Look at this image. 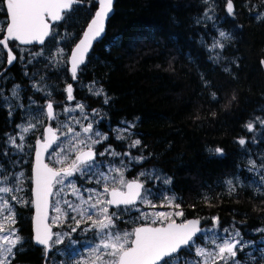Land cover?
<instances>
[{
  "label": "trees",
  "instance_id": "trees-1",
  "mask_svg": "<svg viewBox=\"0 0 264 264\" xmlns=\"http://www.w3.org/2000/svg\"><path fill=\"white\" fill-rule=\"evenodd\" d=\"M79 1L63 13L55 25L59 30L54 26L48 42L57 32H70L67 48L77 43L98 8L97 0ZM232 3L230 14L227 0H116L106 34L93 45L77 81H72L68 69L64 76L62 70L59 74L65 80L59 75L52 78L56 88L47 99L64 101L66 88L73 83L87 108L103 113L101 128L110 133L128 124L127 131H114L105 141L117 152L144 157L131 163L145 172L153 204L175 197L173 206L179 204L184 212L177 220L196 216L209 225L217 216L247 234L264 228V183L257 181L249 163L252 158L264 162V129L256 137L257 128L246 127L264 113V0ZM0 6L4 9L3 0ZM206 10L212 11L209 17ZM0 16L6 18L5 11L0 9ZM220 30L226 36L214 47ZM3 35L0 28V38ZM9 44L21 61L10 69L8 84L26 87L33 82L27 52L39 45ZM5 59L7 55L0 54V71L6 67ZM90 83L100 85L104 94L92 95L84 87ZM30 88L33 99L43 103V90ZM21 119L18 113L9 118L0 93V166L7 170L11 153L7 135ZM120 135L124 139H117ZM241 138L244 145L239 144ZM137 139L141 143L130 147ZM216 148L223 149L222 154ZM32 153L26 199L15 210L21 240L12 264H44V251L32 240ZM238 256L242 264H264L260 248L239 250Z\"/></svg>",
  "mask_w": 264,
  "mask_h": 264
},
{
  "label": "snow or ice",
  "instance_id": "snow-or-ice-1",
  "mask_svg": "<svg viewBox=\"0 0 264 264\" xmlns=\"http://www.w3.org/2000/svg\"><path fill=\"white\" fill-rule=\"evenodd\" d=\"M6 6V29L3 38H0V45L7 50V63L12 64L16 59L15 54L9 47L10 41H19L21 44H30L33 42L43 43L45 38L51 34V21L61 20L62 14L71 9L72 5L77 0H3ZM113 0H99V9L88 25L83 38L76 45L75 49L69 58L71 64V75L73 79L77 77V71L80 65L85 62V55L91 47L92 41L99 37L104 32L105 20L112 12ZM228 13L233 12L232 0H227ZM221 37H225L226 33L220 32ZM223 47L222 44L218 45ZM67 99L73 100V88L69 84L66 88ZM97 95L100 93L97 92ZM15 95V93H14ZM107 103V100H105ZM46 115L49 119H55L53 103L47 104ZM77 108L83 111L84 106L77 104ZM66 112L71 111L65 109ZM95 111V110H93ZM261 124L264 120L259 117L256 118ZM77 124L80 122L77 120ZM36 125L29 124L22 129L23 133L29 132L35 128ZM249 131L253 130L254 124L252 122L246 125ZM81 131L84 134L93 133V124L88 123L87 126H81ZM124 131H127L125 129ZM71 134V139L68 143V150L75 154V158L71 163L59 169L49 167L44 163L42 154L47 152L49 148L57 144L59 136L57 129L50 125L44 130L43 141L37 142L36 150V166L34 169L35 199L31 203L35 206V241L43 245L45 249H50L53 245L61 244L65 238H69V244L75 243L71 240V234L81 229V225L86 227L82 231H94L99 237V242L87 249V254L82 255L76 264H172L173 257L185 247L191 248L195 239L202 230L199 227L200 221L198 219L183 220L180 223L176 222L175 217H183V210L179 209L180 205L173 204L175 197H164L166 204L160 207H168L169 211H153L151 213L140 211L136 208L137 202L142 205H147L152 208L158 207L153 204L152 200L148 198L151 194L145 189L144 183L140 177L145 174L142 172L139 176L132 180H127L124 175V168L113 167L110 172H115L117 175L110 176L106 173H97V184L103 183V191L98 192L95 188L84 189L82 192L74 182L69 178L79 174L81 176L93 172L95 168L99 167L96 161L97 153L94 150V145L101 143L107 139L106 135L94 133L97 139L92 136H87L86 139H80V132L68 126L66 133L61 135L68 136ZM10 143L17 148L23 145L16 144V137H10ZM23 140L24 136L20 135ZM117 139H124L123 135L117 136ZM140 140L132 142L130 147H136L140 144ZM246 143L245 139L239 140L240 145ZM59 146V145H57ZM87 148V150H84ZM217 154H222L223 149L216 148L214 150ZM65 148H61V153L57 154L56 163L65 164L68 160V155H63ZM105 153L116 156L121 155L105 149L104 152L99 153L104 156ZM123 155H130L124 153ZM135 160L142 161L144 157H135ZM253 168L256 167L255 161L249 162ZM264 168V164L260 165ZM6 180L7 177H4ZM68 180V183H65ZM111 180L113 187H109L107 181ZM164 183H170L165 180ZM261 183H264V177H261ZM60 185L61 187L57 188ZM231 185V181H229ZM70 190V194L79 201L75 203L66 198L60 197L66 195L64 188ZM55 189V190H54ZM18 190V189H17ZM234 190V189H233ZM12 188L0 187V192L11 193ZM84 192L90 193L86 198ZM50 197H56L50 200ZM11 200H17L16 196H11ZM110 206L117 209L123 208L124 211L135 209L140 212L138 219L148 221L151 223H141L139 226L133 228L130 232H120L116 230V221L121 219L116 212L110 211ZM57 214L51 217L52 223H48L50 217L48 209ZM7 212L9 215L5 216ZM75 213L76 215H69ZM77 216L79 218H77ZM0 264H10L9 257L13 255L14 247L20 242L21 238L16 234V230L12 227L15 224V214L8 200L0 197ZM61 217L66 222L69 218L74 222L69 225L67 233L53 232V224L61 223ZM95 217V218H94ZM213 228L219 227V218L213 217ZM7 225V226H6ZM158 225V226H154ZM258 232H264V228L257 229ZM9 233V234H4ZM225 236H217L213 233L214 238L209 239V243L215 247L208 249L206 247H195V254L201 257L199 264H240L236 259L238 250L242 251L246 246V242L240 237L239 229L233 226V230L224 228Z\"/></svg>",
  "mask_w": 264,
  "mask_h": 264
},
{
  "label": "rangeland",
  "instance_id": "rangeland-1",
  "mask_svg": "<svg viewBox=\"0 0 264 264\" xmlns=\"http://www.w3.org/2000/svg\"><path fill=\"white\" fill-rule=\"evenodd\" d=\"M211 8L212 7H210V9ZM0 9L1 11H3L6 8L4 7V9L3 8H0ZM205 13H207L206 16L209 17L212 11L206 10ZM6 19L7 18H3L0 16V28L3 30L6 27V23H5ZM55 28L59 30L58 26H55ZM220 32H224V31L220 30L219 33ZM72 35L73 34H71L70 32L64 35H59V33L57 32L55 34V37L50 39L49 42L47 39L43 44L39 45L38 46L39 49L35 50L32 53L27 52V54L30 55L29 62L31 64L29 74L31 75L33 79V82H31L32 85L30 86L33 89H35L34 90L35 92H38V89H42L45 95L49 94L51 96L56 88V86L52 82V78L55 75H59L60 80H63V81L65 80V77H62L59 73L63 70L64 72L62 73V75L64 76L65 73L67 72V70L66 71L64 70L65 67H68V57L70 54V50L67 48V42L69 39H71ZM224 38L225 37H221L220 35H218L214 40V47L217 41H223ZM13 86L14 87L11 91V95L6 96L8 99L7 103L9 105L13 103L12 105H10V107L12 108L17 107V105L21 107L20 111L22 115V119H21L22 122L18 125V127H13L12 130H10L7 135V145L10 147L11 153L14 152L12 154L11 153L9 154L10 155L9 169L7 170L3 168L4 164L0 166V187L6 186L9 188H12L13 191L11 193L0 192V197L9 201L12 211L15 214L16 205L18 203H23L26 199L24 195V190L26 189V185H25L26 170L28 168V162L31 160L30 159L31 152L32 150H34V144H35L34 141L40 136V132L38 129L42 125L43 121L46 120V110H44L45 108L42 102L39 103V101H35V99H33V97L30 95L31 88H29L28 94L26 95L27 99L22 100V96H21V89L23 88L22 85L14 84ZM84 87L87 88V90L92 95L97 96L96 94L97 92L100 93L98 96L104 94L101 86L98 85L97 83L85 84ZM6 91L4 92L5 95H6ZM45 100H48V99L45 98ZM48 101H45L44 103L45 106L47 105ZM77 104H82V103L78 102L75 104L74 103L68 104V105L62 106L57 111V114L55 115V119H56L55 122L57 126L61 128L62 132L66 133L67 127L71 126L73 128L75 127L74 129L76 130V132L81 133L79 137L80 139H86L87 136L89 135L92 136L93 139H97L98 137H96L94 133H100L102 135L108 136V132L105 129L101 128L99 124V122H101V120L104 119L103 113L99 110V108L98 109L96 108L86 109L87 108L86 107V108H83V111H81V109L76 107ZM65 109H70L71 111L66 112ZM259 118L261 120H264V113H260ZM77 120L80 122L79 124L76 123ZM88 123L93 124V133L84 134L81 131V126L82 125L87 126ZM252 123L254 124L253 130L257 128V132H255L256 137H259L260 135H262L264 124H261L257 119H255L254 122ZM29 124H34L36 125V127L31 129L27 133H23L22 129L24 127H27ZM74 125H77V127ZM116 129H118V131H116L115 134H122L124 133V130L125 129L128 130L129 127H128V124H123L119 127H116ZM20 135L24 136L23 140L20 139ZM10 137H16V144L23 145L22 149L17 148L13 144H11L10 139H9ZM70 139H71V134H69L68 136H64L60 142H57L53 150H51L48 153L51 156V160H54V162L56 163L57 154L61 153V148L63 147L65 148V152L62 154L68 155L69 158L66 162L67 164L71 163L72 159L75 158V154L68 150V143ZM99 144L102 145L101 152H104L105 149H109L110 147V151H114L115 153H119L121 155L113 156V155L108 154V157H104V158L100 157L96 159V161L99 163V167L95 168L93 172H90V174L87 173L86 175H83L81 185L77 182L76 178L74 177L69 178V180L74 182L75 185L78 188H80L82 192L84 191V189H90V188H95L97 189L98 192L103 191V188L101 186L103 185L104 182H101L100 184L96 183V180L99 178L97 173L102 172V173L109 174L110 176H115L117 174L115 172H110V169L113 167H120V168L125 169L124 175L126 178L128 170L134 169L132 168L133 165L131 161L134 160L135 156H133L128 150H125V152L123 153L119 151L116 152L115 148H112L111 146L106 145L107 143H105V140H103ZM128 152L130 153V155H127V156L123 155L124 153H128ZM32 156H33V153H32ZM251 161H255L256 167L253 168L252 165L250 164L251 165L250 169L254 172V175L257 176V179L258 178L260 179V180L258 179L257 181H261V177H264V168H261L260 165L264 164V162L258 161L254 158H252ZM32 163H33V159H32ZM134 172L136 173L137 176H138V172L139 174L142 172L145 174V172L142 169L140 171L138 170V168H136ZM4 177H7V179L5 180ZM68 182L69 181L66 180L65 183H68ZM107 183L108 185L115 186L112 184L111 180L107 181ZM59 187L61 186L59 185ZM64 192L66 195L60 198L62 199L66 198L70 201H73V199H70V195H71L70 190L65 187ZM89 194L90 193L88 192H84V197L86 198ZM11 196H16L20 202H17V200H11ZM148 198L150 199V195L148 196ZM74 202L75 203L79 202L76 199V197H74ZM155 205H157L158 207L152 208L150 206L141 204L139 207H136V208L140 209V211H145L149 213L153 211H169V210L174 209V206H173V209H169L168 207H160L159 204H155ZM175 210L178 211L181 209H175ZM110 211L116 212L117 215L121 217V219L123 218L126 221L131 218H135L136 215L138 217L140 215V212L137 211L138 213H136L133 211V209L129 211H123L122 209H117L113 206H110ZM4 215L7 216L9 215V213L5 212ZM56 215L57 214L55 213V216ZM214 217H217V216H214ZM0 219H2V217H0ZM61 219H63V217H61ZM213 223L214 222H212L209 225L202 223V230H206V231H202L201 236L195 239L194 245L191 248H189L190 255H187L186 252H184L185 254L183 255L175 256L172 259V264H199L202 258L196 256L195 247L200 246V247H206L208 249L214 248L215 246L208 242L210 238H214L213 233H215L217 236H225L227 234L223 233V229L229 228L230 230H233V226H235L236 229H239L240 234H241L240 237H237V239H242L243 242H246V246L244 247L243 251L253 252L255 251V249L258 250L259 248L262 251H264V232H258L256 230H252L251 232L246 234L241 228H239L236 225V223L233 222V223L226 224V221L223 223L222 221H220V219H219V227L214 229ZM12 227L16 230V234H18L17 227H16V214H15V224L12 225ZM116 227H117V224H116ZM124 231H128V230L126 229ZM4 234H9V233H4ZM74 241L75 243L71 245L68 243V246H69L68 249L66 247V249L63 250L65 259L61 260V263H59V261L56 259L52 260V264H76V262L81 258L82 255L87 254L88 248H90L91 246L99 242V237H97L94 232L93 238L89 239V238L80 236V238H74ZM80 241H82V243H79ZM14 250H15V247L13 249V252ZM12 257L13 255L9 257L10 264H12L11 262ZM236 259L240 262V264H242L238 255ZM229 264H232V261H229Z\"/></svg>",
  "mask_w": 264,
  "mask_h": 264
},
{
  "label": "flooded vegetation",
  "instance_id": "flooded-vegetation-1",
  "mask_svg": "<svg viewBox=\"0 0 264 264\" xmlns=\"http://www.w3.org/2000/svg\"><path fill=\"white\" fill-rule=\"evenodd\" d=\"M3 11H5L6 12V10H3ZM28 46H30V45H28ZM18 50V49H17ZM18 53H20V50H18ZM0 54L5 58L6 57V55H7V52H6V50L3 48V47H0ZM69 58V57H68ZM6 61L5 62H7V59H5ZM19 61H21V60H19V59H17L16 61H15V63H17V62H19ZM0 63H1V61H0ZM2 65V64H1ZM6 67L5 68H3V70L2 71H0V93H1V99L3 100V102H4V106L7 108V110L9 111V118H11V117H13L14 115H15V113H18L19 115L21 114V107L20 106H18L17 105V107H15V108H12V107H10V105H12L13 103H11L10 105L7 103V101H8V99H7V97L6 96H10L11 95V91H12V89H13V87L14 86H12V85H9L8 83L12 80V77H10V74H11V70L10 69H8L7 70V65H5ZM68 69V67H65L64 68V70L66 71ZM5 70H7V71H5ZM17 84H19V83H17ZM68 84V83H67ZM21 85V84H20ZM30 85H32L31 83H29V84H27V86L26 87H24L23 85H22V89H21V96H22V100H26L27 98H26V95L28 94V91H29V88L31 87ZM73 86H74V90H75V85L73 84ZM8 92H7V91ZM6 91V95L4 94V92ZM77 93V91L75 92V91H73V96H74V99L73 100H68L67 99V95L65 96L64 95V101H62V102H60L57 98H50V99H48V100H50V101H52L53 102V105H54V113H55V115L57 114V111L62 107V106H65V105H68V104H72V103H78V102H80V103H82L83 104V106H84V108H86V107H88V105H86L85 104V100H84V98H82V99H80V95H77L76 94ZM48 96H50L49 94L48 95H46V98L48 97ZM51 96H53V95H51ZM48 100H44L43 101V106H44V110H46V106L44 105V103H45V101H48ZM86 109H88V108H86ZM98 109V108H97ZM47 112V111H46ZM55 120L56 119H49L48 117H47V115H46V120H44L43 121V123H42V125L40 126V128L38 129L39 130V132H40V136L38 137V138H43L44 137V128H45V126L47 125V124H51L55 129H57V132H58V134L60 135V137H59V140L57 141V142H60L61 140H62V138L64 137V135H61V133H63L62 132V130H61V128L60 127H58L57 126V124H56V122H55ZM11 121V120H10ZM12 122V121H11ZM22 121H19V122H17V123H14V124H12V128L13 127H18V125L21 123ZM74 126H76L77 127V125H74ZM75 128V127H74ZM111 131H113V132H110L111 134H114V131H118V129H112ZM108 132V136H110V133H109V131H107ZM32 136V135H31ZM30 136V137H31ZM108 136H107V138H108ZM37 138V139H38ZM36 139V140H37ZM36 140L34 141V142H36ZM105 143H106V141H105ZM119 144V143H118ZM35 145V144H34ZM107 145V144H106ZM56 145H53V147L48 151V153L51 151V150H53V148L55 147ZM101 144H96V145H94L93 147H94V150L96 151V153H97V156H96V159H98V158H100V157H102V158H104V157H108V153H105V155L104 156H100L99 155V153H101ZM85 149H87V148H85ZM84 149V150H85ZM117 152V151H116ZM47 153V157H46V160H47V162L51 165V166H53L54 168H57V169H59V168H61V167H65V166H67L68 164H67V162L65 163V164H57V163H55L54 162V160H51V156L49 155ZM127 156V155H126ZM106 159V158H105ZM52 164H51V163ZM70 164V163H69ZM132 168H134L133 170H128V172H127V176H126V179L127 180H132V179H135V178H137L138 176H139V172H138V176L136 175V173L134 172V170L136 169V168H138V170H140L141 171V167H140V165H138V166H134V167H132ZM31 173H32V167H31ZM90 174V173H89ZM74 178H76L77 179V182L81 185V182H82V176L81 175H79V174H77V175H75L74 176ZM140 179H141V181L144 183V187H145V189L146 190H148V186H147V184H146V181L144 180V178L143 177H140ZM59 187V185L57 186V188ZM102 188H103V185L101 186ZM109 187H113V186H111V185H109ZM55 190V189H54ZM54 199H56V197H52L51 198V200H54ZM70 199H73V202H74V196H72V195H70ZM141 204L139 203V202H137V205H136V207H139ZM32 207H33V204H32ZM33 209V208H32ZM122 210H123V208H121ZM124 211V210H123ZM133 211L134 212H136V213H138L135 209H133ZM33 212V211H32ZM70 216L71 215H76L75 213H70L69 214ZM32 216H33V213H32ZM55 216V212L52 210V208H51V212H50V219H49V223L51 224L52 223V220H51V217H54ZM77 218H79L78 216H77ZM135 220H130L129 222H127L125 219H119V220H117L116 221V224H117V227H116V230H118V231H120V232H122V231H124V230H128L129 232L133 229V228H135V227H137V226H139L141 223H151V219H149L148 221H143V220H140V219H138V216L136 215L135 216V218H134ZM31 222H32V220H31ZM69 225H73L74 226V222L69 218L66 222L63 220V219H61V223H59V224H53V226H52V231L53 232H60V233H67L68 231H69ZM124 225H126V226H124ZM84 227H86V225H84V224H82L81 225V229H78L77 230V232H75V233H72L71 234V240L72 241H74V238H80V236L81 237H86V238H93V236H94V231H92V230H90V231H87V232H85V231H82V229L84 228ZM198 238V237H197ZM32 240H33V229H32ZM34 241V240H33ZM68 243H69V238H65V240H64V242L63 243H61V244H57V245H53L50 249H49V251H47L46 249H45V247L44 246H39L40 248H42L43 249V256H44V259H43V261H44V264H52V260H58L59 261V263H61V260H63V259H65V257H64V252H63V250L64 249H66V247H67V249L69 248V246H68ZM79 243H82V241H80ZM34 244H35V242H34ZM38 246V245H37ZM186 248H188V247H185V248H183L181 251H179L175 256H180V255H183V254H185L184 253V251H185V249ZM187 250V249H186ZM174 256V257H175ZM173 257V258H174Z\"/></svg>",
  "mask_w": 264,
  "mask_h": 264
},
{
  "label": "water",
  "instance_id": "water-1",
  "mask_svg": "<svg viewBox=\"0 0 264 264\" xmlns=\"http://www.w3.org/2000/svg\"><path fill=\"white\" fill-rule=\"evenodd\" d=\"M115 2H116V0H113L112 12L110 13V15H109V16L106 18V20H105L104 32H103L99 37H97L96 39H94V40L92 41L91 47H90V49L88 50V52L86 53V55H85V62H86V60H87V57H88L89 52L92 50L93 45H94L96 42H98L99 40H101V39L105 36V34H106V30H107V25H108V22H109V19L112 17V15L114 14V11H115V9H114ZM5 8H6V6H5ZM98 9H99V6H98L97 10H98ZM95 13H96V12H95ZM62 15H63V14H62ZM94 16H95V15H93L92 18H91V19L89 20V22L87 23L85 31L87 30L88 25H89V23L91 22V20L93 19ZM59 21H60V20H59ZM59 21H51V20H49V23H50V25H51V29H50V31L52 30V24H53V23H56V22H59ZM5 29H6V27H5ZM84 33H85V32H84ZM84 33H83L82 36L78 39L77 43L71 48V50H70V54H69V58H70V56H71V54H72V51L75 49L76 45H77V44L80 42V40L83 38ZM4 34H5V31H4ZM49 36H50V35H49ZM49 36H48V37H49ZM48 37L45 38L44 42L46 41V39H47ZM2 38H3V37H2ZM17 42H18L19 44H21L19 41H17ZM44 42H43V43H44ZM43 43H42V44H43ZM32 44H38V45H41V43H39V42H33V43H30V44H21V45H32ZM9 47L12 49L13 53H14L15 56H16V59H15V60L13 61V63H12V64H14L15 61L17 60V53L13 50V48L10 46V44H9ZM5 50H6V49H5ZM85 62H84L82 65H84ZM12 64H8V66H11ZM82 65L79 66L78 71H77V74H78L80 68L82 67ZM68 67H69V70H70V72H71V64H70V60H69V59H68ZM262 67H263V72H264V62H263V64H262ZM76 79H77V77H76ZM76 79H73V80H76ZM70 84L72 85V88H73V83H70ZM49 102H52V101H49ZM49 102H48V103H49ZM52 103H53V102H52ZM46 106H47V105H46ZM53 109H54V105H53ZM46 111H47V107H46ZM49 125H50L52 128H54L51 124H47V125L45 126V128H47ZM45 128H44V130H45ZM54 129H55V128H54ZM57 135L60 137V135L58 134V132H57ZM43 139H44V137H43V138L40 137V138H38V139L36 140V143H35V149H34V153H33V163H32V177H33V179H32V181H33L32 197H33V200L35 199V196H34V189H35L34 169H35V166H36V150H37V142H38V141H43ZM50 149H51V148H49L48 151H49ZM85 150H87V149H85ZM48 151L42 154V159H43L44 163H46V164L49 165V167H53V166H51V165L47 162V160H46V157H47V153H48ZM53 168H54V167H53ZM51 198H52V197H50V200H51ZM50 212H51V208L48 209V214H49V216H50ZM35 217H36V210H35V206L33 205V216H32L33 240H34V242H35L36 245H38V246H43V245H40V244L36 243V241H35ZM187 219H188V220L198 219V220L200 221L199 227L202 229V220H201L199 217L192 216V217H189V218H187ZM176 222H177V223H180V222H182V221H178V220H176ZM48 223H49V221H48ZM154 226H158V225H154ZM198 236H199V234H198ZM182 249H183V248H182ZM182 249H181V250H182ZM181 250H180V251H181ZM47 251H49V249H47Z\"/></svg>",
  "mask_w": 264,
  "mask_h": 264
},
{
  "label": "bare ground",
  "instance_id": "bare-ground-1",
  "mask_svg": "<svg viewBox=\"0 0 264 264\" xmlns=\"http://www.w3.org/2000/svg\"><path fill=\"white\" fill-rule=\"evenodd\" d=\"M79 2H81V1L77 0V2L74 3V4H77V3H79ZM97 2H98V6H99V0H97ZM74 4H73V5H74ZM73 5H72V6H73ZM73 7H74V6H73ZM73 7H71V8H73ZM96 11H97V10H96ZM94 15H95V14H94ZM57 23H58V22L52 24V30H51V33H52V31H53L54 26H55ZM85 29H86V27H85ZM85 29H84L83 33L85 32ZM83 33H82V34H83ZM50 35H51V34H50ZM49 37H50V36H49ZM49 37H48V38H49ZM48 38H47V39H48ZM47 39H46V40H47ZM6 52H7V50H6ZM263 62H264V61H262V64H263ZM13 66H14V64H12L11 66H8V63H7V67H8L7 70H8V69H11ZM7 70H5V71H7ZM68 70H69V67H68ZM69 72H70V70H69ZM70 74H71V72H70ZM77 75H78V74H77ZM71 77H72V75H71ZM72 81H73V82H76L77 79H76V80H73V78H72ZM48 102H49V101H48ZM47 104H48V103H47ZM32 179H33V177H32ZM32 187H33V181H32ZM33 242H34V241H33ZM35 245H36V244H35Z\"/></svg>",
  "mask_w": 264,
  "mask_h": 264
}]
</instances>
